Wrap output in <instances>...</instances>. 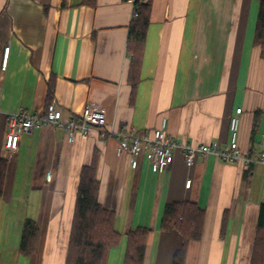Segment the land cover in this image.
Wrapping results in <instances>:
<instances>
[{
  "label": "crops",
  "instance_id": "0c3cea01",
  "mask_svg": "<svg viewBox=\"0 0 264 264\" xmlns=\"http://www.w3.org/2000/svg\"><path fill=\"white\" fill-rule=\"evenodd\" d=\"M258 7L255 0H153L134 89L131 1L0 0V264H65L81 172L94 159L99 203L115 214L121 234L107 264L124 263L126 236L138 228L151 230L143 264H173L182 235L160 227L173 201L205 209L202 237L188 243L185 264H250L264 204L263 163L245 166L208 154L187 167L177 149L170 166L153 170L146 153L118 156L115 138L103 141L93 131L69 141L50 125L18 136L12 157L4 142L10 114L45 112L52 79L51 102L64 121L95 103L111 130L152 132L167 117L168 134L192 145L226 148L230 119L242 108L239 148L258 157L264 133ZM27 219L40 230L31 256L19 251Z\"/></svg>",
  "mask_w": 264,
  "mask_h": 264
},
{
  "label": "trees",
  "instance_id": "16d2710c",
  "mask_svg": "<svg viewBox=\"0 0 264 264\" xmlns=\"http://www.w3.org/2000/svg\"><path fill=\"white\" fill-rule=\"evenodd\" d=\"M130 1V0H125ZM153 0H134L133 15L129 25L127 53L130 56V81L133 88L139 81V70L144 53L147 31L151 20ZM258 3L255 40L264 58V0ZM95 4L96 0H85ZM55 84L49 82L47 105L54 98ZM256 123L253 128L255 130ZM3 165L0 162V194L3 186ZM100 184L96 176V159L81 172L78 199L73 219L65 264H107L109 251L121 241V234L115 229V214L105 209L98 200ZM205 222V209L192 201H173L163 210L161 229L178 231L183 238L181 248L175 253L173 264H185L187 246L200 240ZM151 230L138 228L127 234L126 252L123 264H143L147 239ZM40 230L34 220L24 222L19 251L25 256L36 252ZM250 264H264V204L261 207L258 228Z\"/></svg>",
  "mask_w": 264,
  "mask_h": 264
},
{
  "label": "built area",
  "instance_id": "2783aa9c",
  "mask_svg": "<svg viewBox=\"0 0 264 264\" xmlns=\"http://www.w3.org/2000/svg\"><path fill=\"white\" fill-rule=\"evenodd\" d=\"M133 2L134 0H130ZM10 47L5 48L3 68L7 67V58ZM242 108H237L235 115L230 119V143L226 148H221L217 142L192 145L188 141H175L167 132L168 119L163 117L160 126L152 132H139L133 128L119 131L111 130L106 124V113L103 108L95 103H87L79 115L71 116L67 121L63 120L62 109L51 102L47 105L44 113L21 111L8 116L7 130L5 134V148L12 157L16 148L18 136L24 133H32L43 125H50L63 129L69 138L74 141L77 134L88 137L91 132L97 131L103 141L115 138L117 155L130 154L138 157L142 153L148 154L153 170L166 168L174 162L175 150L182 152L184 163L192 167L198 155H215L219 160L228 163H240L252 166L257 163L264 164V133L263 150L256 158H251L243 153L238 144V129ZM191 180L186 182L190 187Z\"/></svg>",
  "mask_w": 264,
  "mask_h": 264
}]
</instances>
